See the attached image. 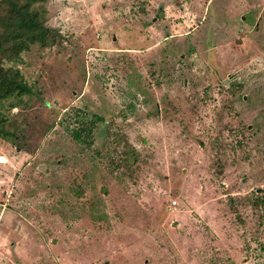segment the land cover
<instances>
[{"label": "rangeland", "instance_id": "374dc122", "mask_svg": "<svg viewBox=\"0 0 264 264\" xmlns=\"http://www.w3.org/2000/svg\"><path fill=\"white\" fill-rule=\"evenodd\" d=\"M45 4L0 103V264H264V0Z\"/></svg>", "mask_w": 264, "mask_h": 264}, {"label": "trees", "instance_id": "16d2710c", "mask_svg": "<svg viewBox=\"0 0 264 264\" xmlns=\"http://www.w3.org/2000/svg\"><path fill=\"white\" fill-rule=\"evenodd\" d=\"M45 3L46 0H0V103L9 97L19 98L31 93L29 84L16 66L21 53L32 45L40 48L52 46L60 37L58 30L46 23ZM6 123L5 116L0 112V138L12 134ZM93 128L94 120L79 121L70 130V135L74 140L88 143ZM111 139L123 144L116 166L128 171L131 162L127 157L131 156L134 160L135 151L123 135L117 134ZM263 202L264 195L260 194L252 198L251 205L258 207Z\"/></svg>", "mask_w": 264, "mask_h": 264}, {"label": "built area", "instance_id": "2783aa9c", "mask_svg": "<svg viewBox=\"0 0 264 264\" xmlns=\"http://www.w3.org/2000/svg\"><path fill=\"white\" fill-rule=\"evenodd\" d=\"M174 204H175V201H171V206H173ZM171 206H170V207H171Z\"/></svg>", "mask_w": 264, "mask_h": 264}]
</instances>
